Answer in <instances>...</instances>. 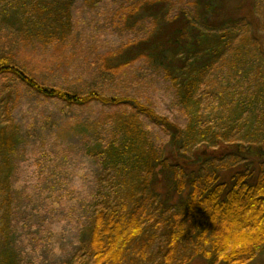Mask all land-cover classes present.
<instances>
[{
    "label": "rangeland",
    "instance_id": "374dc122",
    "mask_svg": "<svg viewBox=\"0 0 264 264\" xmlns=\"http://www.w3.org/2000/svg\"><path fill=\"white\" fill-rule=\"evenodd\" d=\"M50 1L0 0V66H17L49 90L120 102L71 105L32 90L13 74L0 75V124L18 127L7 178L0 160V264L10 253L16 264H92L95 214L121 196L113 186L118 169L107 154L123 139L119 119L137 121L169 162L176 156L173 135L159 119L183 130L177 160L198 176L214 169L229 181L249 161H264V142L239 159L220 148L203 165L197 164L201 154L185 148L190 131L216 135L233 150L248 147L243 137L258 125L245 100L264 70V0H72L65 25L44 22L48 9L59 13ZM186 19L194 24L187 26ZM182 28L190 31L187 41L204 40L203 34L231 43L208 66L196 64L209 71L193 108L186 107L176 83L192 59L185 48L175 53L167 39ZM189 191L188 185L183 197ZM191 264L208 261L198 257ZM246 264H264V252Z\"/></svg>",
    "mask_w": 264,
    "mask_h": 264
},
{
    "label": "trees",
    "instance_id": "16d2710c",
    "mask_svg": "<svg viewBox=\"0 0 264 264\" xmlns=\"http://www.w3.org/2000/svg\"><path fill=\"white\" fill-rule=\"evenodd\" d=\"M51 2L57 5L59 13L48 9L42 15L44 22L60 21L65 25L72 0ZM185 21L187 26L194 24L189 19ZM189 33L186 28L174 30L167 39L174 46L175 53L182 54L185 48L189 60L192 59L191 64L187 63L189 67L183 66L186 70L176 78V83L186 107L193 108V98L203 76L209 71L196 64L207 63L208 66L219 58L222 49H229L231 43L227 37L203 34L204 40H194L196 37L193 36L187 41ZM3 73L13 74L46 97L59 98L71 105L92 100L105 104L120 102L97 93L80 95L46 89L13 65L0 66V75ZM253 81L245 104L251 110L247 113L251 115L253 126H258L257 129L252 127L243 137L248 147L233 150L224 146V141L216 135L209 138L190 131L186 136L191 139L185 143V148H194L196 154L202 155V159L196 156L197 164L206 157L207 161L215 158L220 148L226 155L237 156L238 159L240 155L246 157L254 151L255 145L264 142V70L261 69V80ZM142 110L147 113L146 109ZM159 121L173 135L174 162H169L156 151L137 121L118 120L123 139L118 145L112 144L107 154L112 167L118 169L119 179L113 186L120 189L121 196L119 202L105 204L95 214L89 240L92 264H191L198 257L205 258L208 264H246L255 260L264 252V161L257 160L256 165L249 161L244 171L236 173L229 181H224L221 172L214 169L198 176L194 171H187L177 160L184 150L181 146L184 131L165 119L160 118ZM17 131L16 125L6 127L0 124V160L6 178L11 170L9 155L16 147ZM210 163L205 166L209 167ZM257 167L260 174L256 172ZM190 175L191 180L186 181ZM188 185L190 191L187 197H183ZM6 232L5 228L3 235ZM2 264H16L15 255H7Z\"/></svg>",
    "mask_w": 264,
    "mask_h": 264
}]
</instances>
